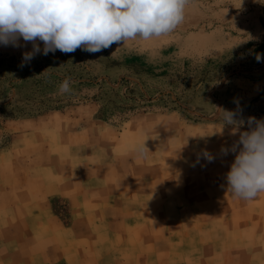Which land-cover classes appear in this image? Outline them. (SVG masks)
<instances>
[{
  "label": "rangeland",
  "instance_id": "rangeland-1",
  "mask_svg": "<svg viewBox=\"0 0 264 264\" xmlns=\"http://www.w3.org/2000/svg\"><path fill=\"white\" fill-rule=\"evenodd\" d=\"M119 46L41 53L20 67L31 43L0 45V170L7 185L47 182L46 170L74 167L79 155L117 171L134 167L149 174L161 167L174 174L177 192L186 171L195 186L202 187L205 174L226 182L234 156L220 150L237 137L228 127L220 132L217 108L239 105L245 119L264 118V0H190L174 32ZM65 77L74 81L73 92L62 95L58 86ZM143 143L149 152L141 157L135 149ZM205 151L214 156L211 162ZM29 166L33 176L26 178ZM51 205L68 223L66 199L53 198ZM195 208V220L168 222L167 235H145L156 232L157 222L137 219L132 236L85 237L83 244L100 245L89 261L264 264V236L234 235L235 223ZM203 210L211 219H198ZM190 227L193 235H178Z\"/></svg>",
  "mask_w": 264,
  "mask_h": 264
},
{
  "label": "crops",
  "instance_id": "crops-1",
  "mask_svg": "<svg viewBox=\"0 0 264 264\" xmlns=\"http://www.w3.org/2000/svg\"><path fill=\"white\" fill-rule=\"evenodd\" d=\"M72 161L77 165L46 170L47 182L21 180L7 185L0 170V264H93L89 260L100 245L83 244L85 237L132 236L137 219L157 222L156 232L145 235H167L168 222L195 220L197 205L235 223L234 235L264 236V193L252 201L237 199L227 192L226 182H213L210 174H205L202 187L193 185L189 171L177 192L174 174L165 175L158 166L149 176L134 167L117 171L91 164L86 155ZM32 169L25 171L26 178L33 176ZM180 193L184 194L181 199ZM53 198L66 199L68 223L55 214ZM204 210L198 219L205 221L210 216ZM138 213L143 216L137 217ZM101 229L108 232L101 234ZM181 229L175 235H193V228ZM65 235L70 236L63 239Z\"/></svg>",
  "mask_w": 264,
  "mask_h": 264
},
{
  "label": "clouds",
  "instance_id": "clouds-1",
  "mask_svg": "<svg viewBox=\"0 0 264 264\" xmlns=\"http://www.w3.org/2000/svg\"><path fill=\"white\" fill-rule=\"evenodd\" d=\"M190 0H0V45L15 48L31 43L20 67L37 54L80 48L97 53L132 42H149L174 32L185 18ZM23 41V43H22ZM41 42L43 47L41 48ZM119 46V47H120ZM261 60V54L256 55ZM71 77L58 86L59 94L73 92ZM238 104V102H237ZM221 131L228 127L237 138L221 153L233 154L225 174L226 190L234 198L252 201L264 193V118L242 115V109L217 108ZM143 157L145 143L135 149ZM211 162L214 156L207 151Z\"/></svg>",
  "mask_w": 264,
  "mask_h": 264
}]
</instances>
